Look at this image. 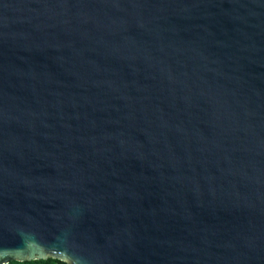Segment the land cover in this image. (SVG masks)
<instances>
[{
	"label": "water",
	"instance_id": "95a60500",
	"mask_svg": "<svg viewBox=\"0 0 264 264\" xmlns=\"http://www.w3.org/2000/svg\"><path fill=\"white\" fill-rule=\"evenodd\" d=\"M264 264V0H0V264Z\"/></svg>",
	"mask_w": 264,
	"mask_h": 264
},
{
	"label": "trees",
	"instance_id": "16d2710c",
	"mask_svg": "<svg viewBox=\"0 0 264 264\" xmlns=\"http://www.w3.org/2000/svg\"><path fill=\"white\" fill-rule=\"evenodd\" d=\"M6 264H67L65 261H62L57 258H46V259H33V260H11Z\"/></svg>",
	"mask_w": 264,
	"mask_h": 264
}]
</instances>
